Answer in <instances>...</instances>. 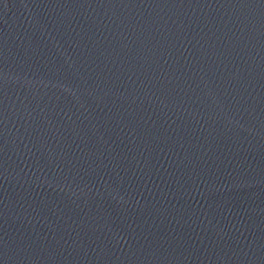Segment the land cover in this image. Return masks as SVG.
Returning a JSON list of instances; mask_svg holds the SVG:
<instances>
[{
    "label": "water",
    "instance_id": "water-1",
    "mask_svg": "<svg viewBox=\"0 0 264 264\" xmlns=\"http://www.w3.org/2000/svg\"><path fill=\"white\" fill-rule=\"evenodd\" d=\"M0 264H264V0H0Z\"/></svg>",
    "mask_w": 264,
    "mask_h": 264
}]
</instances>
